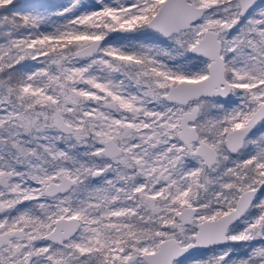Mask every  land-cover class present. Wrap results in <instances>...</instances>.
<instances>
[{
    "label": "snow or ice",
    "instance_id": "snow-or-ice-1",
    "mask_svg": "<svg viewBox=\"0 0 264 264\" xmlns=\"http://www.w3.org/2000/svg\"><path fill=\"white\" fill-rule=\"evenodd\" d=\"M0 264H264V0H0Z\"/></svg>",
    "mask_w": 264,
    "mask_h": 264
},
{
    "label": "trees",
    "instance_id": "trees-1",
    "mask_svg": "<svg viewBox=\"0 0 264 264\" xmlns=\"http://www.w3.org/2000/svg\"><path fill=\"white\" fill-rule=\"evenodd\" d=\"M57 1H58V0H45V2H47V3H53V4H54V3H57Z\"/></svg>",
    "mask_w": 264,
    "mask_h": 264
},
{
    "label": "rangeland",
    "instance_id": "rangeland-1",
    "mask_svg": "<svg viewBox=\"0 0 264 264\" xmlns=\"http://www.w3.org/2000/svg\"><path fill=\"white\" fill-rule=\"evenodd\" d=\"M62 2V0H58L57 3Z\"/></svg>",
    "mask_w": 264,
    "mask_h": 264
}]
</instances>
